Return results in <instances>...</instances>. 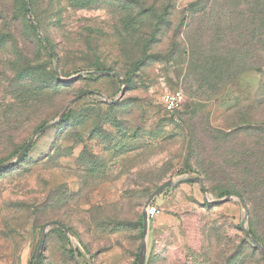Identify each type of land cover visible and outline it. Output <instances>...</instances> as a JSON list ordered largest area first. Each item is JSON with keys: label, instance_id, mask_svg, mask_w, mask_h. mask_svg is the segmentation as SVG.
Here are the masks:
<instances>
[{"label": "rangeland", "instance_id": "obj_1", "mask_svg": "<svg viewBox=\"0 0 264 264\" xmlns=\"http://www.w3.org/2000/svg\"><path fill=\"white\" fill-rule=\"evenodd\" d=\"M13 1L0 0L3 18L12 19ZM125 1L96 0L99 10L64 9L58 23L42 0H35L39 17L48 16L43 32L62 61L61 89L48 96L39 116L32 110L34 92L21 90L11 68L16 52L8 49L7 41L19 39L34 62L38 83L45 79L37 69L41 61L19 30H0L1 163L14 162L42 122L57 121L76 100L69 118L39 136L23 162L0 171V264H33L43 226L52 222L64 224L70 235L48 227L40 264H138L142 245L144 264H261L239 230L248 215L236 196L226 204H212L226 198L219 196L226 184L219 176L206 187V195L189 183L158 196L149 207L159 213L148 218L146 238L141 237L140 218L150 195L165 182L197 177L188 127L229 132L243 123L264 121V67L245 73L212 97L189 69L198 46L194 42L190 51L183 42L177 47L172 41V29L196 0L169 3L163 18L172 31L161 26L151 39L154 30L143 29L142 37L150 41L145 48L121 30L122 18L137 12L120 10L118 3L128 7ZM141 1L144 9L163 13L164 0ZM245 1L256 8L259 0H213L212 23L220 24L223 2L239 3L242 10ZM193 32L197 43L204 44V31ZM41 59L45 61L43 55ZM194 59L196 67L206 65L200 55ZM92 72L100 74H85ZM118 78L128 83L126 93L108 105L106 101L120 98ZM172 92L184 95L188 110L165 113L162 99Z\"/></svg>", "mask_w": 264, "mask_h": 264}, {"label": "trees", "instance_id": "obj_2", "mask_svg": "<svg viewBox=\"0 0 264 264\" xmlns=\"http://www.w3.org/2000/svg\"><path fill=\"white\" fill-rule=\"evenodd\" d=\"M164 1L163 13L160 15L157 14L156 9H144L145 2L141 0L123 2L128 7L118 3L120 10L128 9L138 12V14L135 12L130 18H122L120 21L121 30L137 38L143 48L147 47L150 41L142 37L143 29L154 30L149 37L152 39L154 32L157 33L161 26H167L168 31L173 27L170 21H165L163 18L169 11V3L173 0ZM34 4L35 0H14V15L12 19L3 18V15H0V30L5 32L6 29L13 32L16 29L19 30L36 50L38 62L41 61L37 69L45 79L38 83L35 68L32 65L34 62H31L27 52L21 49L19 39L11 37L7 41L8 49L16 52L14 55L16 61L11 64V68L12 70L15 68V74L20 79L21 90L29 89L34 92L36 99L32 101L34 106L32 110L35 116H39L42 114L41 108L48 103V96L51 97L52 92L61 89L57 68L59 69L62 61L61 55L42 29L44 23H47L48 16L41 19L40 11L35 9ZM43 4L48 7L47 13L54 18H51L54 20L53 22L58 23L64 9L75 11H83L88 7H92V10L100 9L96 0L83 2L82 0H42L41 5ZM166 4L168 5L166 6ZM238 4L223 2L220 5L222 12V16L219 18L220 24L215 25L211 20L213 0H196L190 4L182 20L178 21L179 26L176 25L172 29L173 31L170 30L173 33L172 41L177 47L180 46L179 42H183L182 45L189 47L190 51H194V42L195 48L196 45L198 46L196 52L192 53L189 69L194 74L196 82L202 87H207L212 97L221 93L245 73L264 67V0H259L256 8L253 3L245 1L241 3V6L244 7L241 10ZM42 14L45 15V12ZM32 22L38 28L43 39L39 37ZM195 30L204 31V44L199 45L195 40L193 32ZM163 40L167 41V38ZM47 44L53 50L56 59L50 55ZM42 55L44 62L41 59ZM199 55L205 60L204 67H196L194 58ZM141 64L140 62L138 66ZM23 100V110L27 111L26 102L28 99L24 98ZM69 115H65L60 125L69 118ZM206 124L208 125V120ZM45 126L47 125L42 122L39 129L41 130ZM188 129L190 133L188 146L196 155L195 169H192L196 178H201L206 187L214 184L217 176H219V181L223 180V183L226 181L224 187L219 191V196L235 195L244 202L248 212L245 228L257 245L264 249V121L261 119V121H252L248 124L243 123L232 127L229 132L214 130L212 127H188ZM31 148L32 146L29 150ZM29 150L19 163L24 161ZM230 150L233 155L231 158H226L225 154L230 157L228 155ZM0 165L3 163L0 162ZM140 229L142 237V217L140 218ZM252 246L261 257V264H264V254L254 245ZM71 254H73L72 251Z\"/></svg>", "mask_w": 264, "mask_h": 264}, {"label": "water", "instance_id": "obj_3", "mask_svg": "<svg viewBox=\"0 0 264 264\" xmlns=\"http://www.w3.org/2000/svg\"><path fill=\"white\" fill-rule=\"evenodd\" d=\"M32 21V20H31ZM32 25L34 26V29L36 30V32L38 33L39 37L41 39H43V36L41 35V33L39 32L38 28L34 25V23L32 22ZM47 47H48V51L50 53V55L53 57V59H56V56L53 52V50L48 46L47 44ZM86 75H98L100 73H97V72H92V73H85ZM103 75L105 76H113L115 77L114 74L112 73H102ZM84 74H80V75H77L75 77V79L77 78H80L82 77ZM57 76L58 78H60L59 76V73H58V68H57ZM119 79V78H118ZM120 83L122 84V91H121V95H120V98L115 101V102H112V103H109L108 101H106V104L108 105H111V104H115L116 102H118L119 100H121L125 93H126V83L122 80V79H119ZM76 103V100L72 101L70 104H68L65 109L63 110V112L60 114V117L58 118L57 121L43 127L41 130H39L27 143L26 145L23 147V149L20 151V153L18 154L16 160L14 162H11V163H7V164H3V165H0V171L4 170V169H7L11 166H13L14 164H17L20 162V160L23 158V156L26 154V152L29 150V148L33 145L34 141L39 137L41 136L42 134L46 133L50 128H52L54 125H56L58 122L62 121L65 117V115L68 113L71 105L75 104ZM185 110H188V106H185L184 107ZM189 183H193V184H197L199 185L200 187V190L202 191L203 194L206 195V192H207V189H206V186L203 182V180L201 178H190V179H183V180H180V181H177V182H171V181H168V182H165L163 183L162 185H160L151 195L150 197L148 198L147 202H146V205H145V208L143 210V213H142V219H143V236L142 238L145 240L146 238V234H147V231H148V217H147V209L149 208V206L152 204V202L158 197L160 196L162 193H164L167 189H170V188H173V187H176L178 185H181V184H189ZM237 198L240 203H241V207L242 209L244 210L245 212V215L247 217L248 215V212H247V207L246 205L244 204V202L238 198V197H235ZM233 199V196H228L226 197L224 200L222 201H216L212 204H215V205H223V204H226L228 203L230 200ZM205 201L207 202V198H205ZM50 226H57L59 227L66 236H69L70 235V231L69 229L63 225L62 223H59V222H52V223H49L47 225H45L42 229V234H41V239H40V243H39V246H38V249H37V253H36V256H35V259H34V263L33 264H39L40 263V259H41V252L43 250V247H44V241L46 239V232H47V228L50 227ZM239 230L242 232V234L244 235L245 239L247 241H249L252 245H254L256 247L257 250H259L261 253L264 254V249H262L261 247H259L256 243V241L251 237L250 233L246 230L245 228V223L243 222L240 227H239ZM145 247L144 245H142L141 247V251H140V255H139V260H138V264H144V261H145Z\"/></svg>", "mask_w": 264, "mask_h": 264}, {"label": "built area", "instance_id": "obj_4", "mask_svg": "<svg viewBox=\"0 0 264 264\" xmlns=\"http://www.w3.org/2000/svg\"><path fill=\"white\" fill-rule=\"evenodd\" d=\"M162 105L165 113L176 115L184 109L185 97L181 92L166 93L163 96ZM146 213L147 217L150 219L158 215L159 211L157 208L149 207Z\"/></svg>", "mask_w": 264, "mask_h": 264}]
</instances>
